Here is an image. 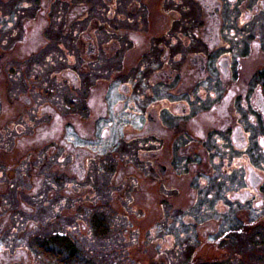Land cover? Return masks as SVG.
<instances>
[{
  "label": "flooded vegetation",
  "instance_id": "af4514ba",
  "mask_svg": "<svg viewBox=\"0 0 264 264\" xmlns=\"http://www.w3.org/2000/svg\"><path fill=\"white\" fill-rule=\"evenodd\" d=\"M132 260L264 264V0H0V264Z\"/></svg>",
  "mask_w": 264,
  "mask_h": 264
},
{
  "label": "rangeland",
  "instance_id": "374dc122",
  "mask_svg": "<svg viewBox=\"0 0 264 264\" xmlns=\"http://www.w3.org/2000/svg\"><path fill=\"white\" fill-rule=\"evenodd\" d=\"M40 197L39 196H36V201L39 199ZM59 199V197H47V201H49L51 204H56L57 203V200ZM69 200L72 202L74 200V198H69ZM50 203H47V204H50ZM37 209H40V208H37ZM67 215H68V218H67V221L68 222H73L75 221L74 217H76V212L75 211H70L68 210L67 212ZM186 232V230H182L180 234H184ZM182 260V258H181ZM177 261L179 260H175V263H177ZM123 264H124V261H122ZM121 261H119V263L121 264L122 263ZM200 262L202 263H206L207 260H201ZM118 264V261L116 262ZM138 264V260H132V261H129L127 264ZM70 264H76L74 261H72ZM164 264H169L168 262H164ZM179 264H183V261H180Z\"/></svg>",
  "mask_w": 264,
  "mask_h": 264
}]
</instances>
